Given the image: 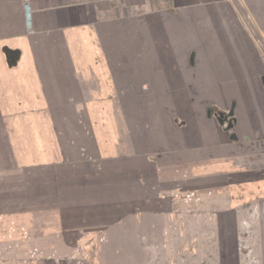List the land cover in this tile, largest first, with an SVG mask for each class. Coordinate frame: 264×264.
<instances>
[{
	"label": "crops",
	"instance_id": "1",
	"mask_svg": "<svg viewBox=\"0 0 264 264\" xmlns=\"http://www.w3.org/2000/svg\"><path fill=\"white\" fill-rule=\"evenodd\" d=\"M1 1L0 118L20 184L57 195L31 212L106 239L82 245L91 264H203L191 238L209 235L213 264H264V225L236 241L264 209V59L236 0ZM243 1L264 26V0Z\"/></svg>",
	"mask_w": 264,
	"mask_h": 264
},
{
	"label": "rangeland",
	"instance_id": "2",
	"mask_svg": "<svg viewBox=\"0 0 264 264\" xmlns=\"http://www.w3.org/2000/svg\"><path fill=\"white\" fill-rule=\"evenodd\" d=\"M236 2L237 15L242 22H245L242 24V26L245 27L247 33L250 32L253 34V39L259 41V44L255 46L256 52L258 54L260 53L261 57L264 59V26L258 25L253 21V19H251L247 12L248 9L245 8L246 4L243 0H236ZM0 3H2L0 6L5 5L4 1L0 0ZM3 8L4 7H0V19L2 20L3 18H7V13L4 12ZM24 9L28 10L29 6L27 5L24 7ZM8 21L16 22L17 20L9 19ZM9 34L10 33L8 31L0 30V38L8 36ZM159 96L168 101V97L171 95L163 93ZM2 121L3 120L0 118V238L4 237L5 240L3 243H0V264H91L88 261L89 253L86 252L84 248H82V245L85 243L89 246H99L101 243V246H104L106 244V239L104 241L102 238L95 236L89 237L87 235H85L86 238L82 237L79 239L78 233L76 235L66 232L61 233V226L66 227L67 224H69V221H65L63 218V221L59 222L58 219L56 220L55 214H51V211H49V215L31 212V210L35 207V202L45 201L46 199H55L57 198V195L56 193L52 194L53 191L51 192V188L47 186L41 187L36 185L35 182H30L31 177L27 178V182H24V184H20L19 177L21 178V175L20 172H18V160L14 158L13 147L10 145L6 136L7 127L3 125ZM25 189H27V197L23 195L25 194L23 193ZM20 192L22 194H20ZM146 192L148 191H141L139 192V195L135 194L134 196H128L124 198H136V201L142 200L143 197L145 198L148 196L147 194L143 195V193ZM152 193H154V190H152ZM153 195L159 199V194L157 192H155ZM150 197L152 198L153 196L150 195ZM26 199L29 205H31V203L33 204L31 206L25 205ZM68 199L71 202L73 197H69ZM78 200L76 201V203H78L76 205V210L79 212V210L87 207L85 205L86 203L81 202L83 201L82 197H78ZM8 206L12 208L16 207V209L23 211H29L32 217H27V221H24L23 217H16V219L13 216L4 220V207ZM157 206L156 207L160 210L169 209L171 211L173 209L167 201H162L160 202V205ZM108 207L110 211L115 213V207L113 204H109ZM179 209L180 207L177 206L176 210L179 211ZM174 210L175 209H173V211ZM201 212L202 213L200 216L202 219L209 216L205 212V209H203ZM249 212V223H235L236 233H238L236 238L237 242L240 241L238 237L241 238L242 234L248 235L251 232L252 233L250 236L254 234L255 237L252 238L257 240V236H259L258 229L264 225L263 217L257 218L261 212L264 213L263 207L257 208L254 211L257 216H253V213H251L250 210ZM7 215H10V213L7 212ZM179 215L180 212H178L176 215L177 219H174L172 222L173 227H177V229L174 230L173 236L166 239L167 244L173 246L174 250H176V253H178L177 251L179 249L180 242L183 239H181L179 236ZM256 219L263 221L255 222ZM8 225H11V227H8ZM250 227L252 231L250 230ZM42 230L51 231L44 235L41 233ZM198 233L201 234L202 230ZM204 237L196 239L191 238L192 241H195V247L193 248L198 247L197 251H200V256H203L204 258V260H202L203 264H213L214 261H212V252L210 254H204V252H207L208 249L215 251V248L212 247L211 236L209 235V238ZM184 239L187 241L186 238ZM189 245L192 246L190 243ZM159 249H163V245H160ZM193 252L194 251L192 248H187L185 253L188 254V258H194ZM173 256L178 258L180 254H173Z\"/></svg>",
	"mask_w": 264,
	"mask_h": 264
}]
</instances>
